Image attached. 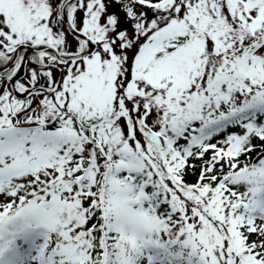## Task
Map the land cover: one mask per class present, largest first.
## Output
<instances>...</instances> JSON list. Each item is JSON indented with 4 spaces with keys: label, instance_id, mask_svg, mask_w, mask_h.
<instances>
[{
    "label": "snow or ice",
    "instance_id": "snow-or-ice-1",
    "mask_svg": "<svg viewBox=\"0 0 264 264\" xmlns=\"http://www.w3.org/2000/svg\"><path fill=\"white\" fill-rule=\"evenodd\" d=\"M0 264H264V0H0Z\"/></svg>",
    "mask_w": 264,
    "mask_h": 264
}]
</instances>
